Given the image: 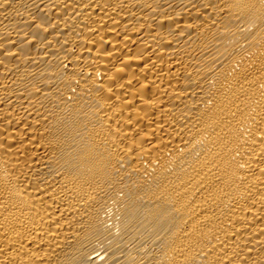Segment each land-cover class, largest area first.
<instances>
[{
	"label": "bare ground",
	"instance_id": "obj_1",
	"mask_svg": "<svg viewBox=\"0 0 264 264\" xmlns=\"http://www.w3.org/2000/svg\"><path fill=\"white\" fill-rule=\"evenodd\" d=\"M0 264H264V0H0Z\"/></svg>",
	"mask_w": 264,
	"mask_h": 264
}]
</instances>
